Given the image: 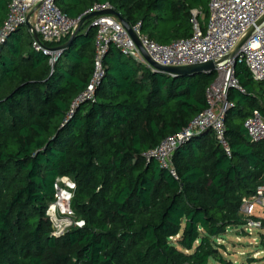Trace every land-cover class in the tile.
<instances>
[{"label": "trees", "instance_id": "1", "mask_svg": "<svg viewBox=\"0 0 264 264\" xmlns=\"http://www.w3.org/2000/svg\"><path fill=\"white\" fill-rule=\"evenodd\" d=\"M10 2L0 0V30ZM209 2L56 0L72 19L110 3L163 44L193 34L194 10L206 23ZM94 19L64 48L72 33L36 49L27 24L0 43V264H235L216 241L245 228L243 200L264 187V140L245 127L254 110L264 116V81L236 64L242 90L227 95L230 155L206 130L180 143L164 168L147 154L210 106L218 72L173 77L111 44L95 100L80 102L95 70ZM56 48L54 60L44 49ZM61 177L76 183V225L57 237L47 209ZM252 218L264 229V218Z\"/></svg>", "mask_w": 264, "mask_h": 264}, {"label": "built area", "instance_id": "2", "mask_svg": "<svg viewBox=\"0 0 264 264\" xmlns=\"http://www.w3.org/2000/svg\"><path fill=\"white\" fill-rule=\"evenodd\" d=\"M35 8L33 25L40 37V40L34 43L36 49L44 48L45 42H58L73 33L83 16L92 12L114 10L110 3H97L80 18L72 19L57 6L56 0H11L8 15L0 30V43L4 42L9 32L22 24H27L28 21L31 22V18L29 20L28 17ZM263 15L264 0H210L209 18L205 26L198 18V11H193L191 17L193 34L188 38H177L163 44L143 33L141 23L132 26V30L154 61L166 66H186L206 63L228 54L247 29ZM94 18L93 25L97 27L96 64L89 87L78 98L80 102L95 100L97 87L105 76L104 55L111 44L138 63L152 68L134 37L116 16L103 14ZM44 50L51 53L54 60L61 52V49L57 48L51 51ZM237 63H246L253 78L264 81V25L244 44L236 61H230L217 68L218 81L223 87L224 95L219 107L216 108L209 99L210 106L206 110L195 117L181 132L166 137L158 147L147 154L149 158H154L164 168H170L172 155L178 145L189 140L195 133L206 130H213L227 153L231 154L228 142L224 138L225 114L231 106L227 99L229 90L231 88L242 90L235 77ZM245 127L252 141L264 140V116L260 110L252 112L245 120ZM172 173L176 176L174 170ZM55 189V199L48 207L47 215L51 220L54 235L61 237L76 225L75 211L72 208L76 183L70 177H61L57 180ZM260 208L264 210V187H261L254 196L243 200L241 212L247 219L245 226L247 230L262 229L261 221L252 218L257 215V209Z\"/></svg>", "mask_w": 264, "mask_h": 264}, {"label": "water", "instance_id": "3", "mask_svg": "<svg viewBox=\"0 0 264 264\" xmlns=\"http://www.w3.org/2000/svg\"><path fill=\"white\" fill-rule=\"evenodd\" d=\"M36 8L29 15V17H28L29 20H30L31 16L35 13ZM103 14L114 15L118 18L119 21H121L123 23V25L127 28V30L131 33V35L134 37V39L138 43V45H139L143 55L147 59V61L152 66V68H149V67H147V68H149L153 71L168 74V75L173 76V77L189 76V75H196V74H202V73L210 74V73L216 71L217 68L219 66H221L222 64L228 63L230 61H236L238 58V55L240 54V52L242 50V47L244 46V44L253 36V34L257 31L258 28H260L264 25V15H263L253 25H251L247 29V31L242 35V37L239 39V41L237 42L235 47L228 54L224 55L221 58H218V59L206 62V63H198V64H192V65H186V66H166V65H162L160 63H157L156 61H154L149 56V54L142 47L138 37L133 32L132 26L121 17L120 13H118L116 10H104L101 12H92L88 15L83 16L80 19V21L77 25V28L71 34L69 41L59 48H64L72 42L73 38L80 31L82 25L84 24V22L86 20L94 18L98 15H103ZM27 25L29 26L30 30L32 31L34 38L37 41H39L40 37H39L37 31L34 29L32 23L30 21H28ZM216 251H217V249H216Z\"/></svg>", "mask_w": 264, "mask_h": 264}, {"label": "rangeland", "instance_id": "4", "mask_svg": "<svg viewBox=\"0 0 264 264\" xmlns=\"http://www.w3.org/2000/svg\"><path fill=\"white\" fill-rule=\"evenodd\" d=\"M34 16V14L32 15ZM31 16V17H32ZM35 24V18H33ZM32 24V25H33ZM34 27V25H33ZM35 29V28H34ZM219 74L215 82L212 84L209 91V99L218 108L220 102L224 100L223 87L218 81ZM222 87V88H221ZM264 211L263 209H257L258 211ZM258 229L247 230L246 228H230L221 237L217 238V251L220 252L223 257L227 260L233 261L235 264H249L251 259L250 256L254 255L255 250L263 251L258 254V263L263 264L264 262V247L262 246V234L258 233ZM210 264H221L219 262L211 261Z\"/></svg>", "mask_w": 264, "mask_h": 264}, {"label": "crops", "instance_id": "5", "mask_svg": "<svg viewBox=\"0 0 264 264\" xmlns=\"http://www.w3.org/2000/svg\"><path fill=\"white\" fill-rule=\"evenodd\" d=\"M33 18H35L34 16H32L31 17V23L33 24L34 23V21H33ZM204 19V16L202 17V22L205 24V21L203 20ZM257 216H259V217H261V218H264V211H258V213H257ZM259 232L258 233H260L261 232V234H264V229H259L258 230ZM263 251L261 250V251H257V250H255V252H254V255H252V256H250L248 259H255V261H253V262H250L249 261V264H257L258 262V254H261ZM263 264H264V262H263Z\"/></svg>", "mask_w": 264, "mask_h": 264}]
</instances>
